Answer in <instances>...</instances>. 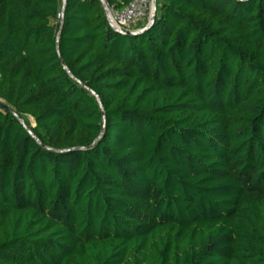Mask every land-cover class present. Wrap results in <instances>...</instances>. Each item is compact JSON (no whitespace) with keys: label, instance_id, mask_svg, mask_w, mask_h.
<instances>
[{"label":"trees","instance_id":"16d2710c","mask_svg":"<svg viewBox=\"0 0 264 264\" xmlns=\"http://www.w3.org/2000/svg\"><path fill=\"white\" fill-rule=\"evenodd\" d=\"M63 7L0 0V264H264V0Z\"/></svg>","mask_w":264,"mask_h":264},{"label":"built area","instance_id":"2783aa9c","mask_svg":"<svg viewBox=\"0 0 264 264\" xmlns=\"http://www.w3.org/2000/svg\"><path fill=\"white\" fill-rule=\"evenodd\" d=\"M153 7L152 0H133L122 10H112V23L125 29H134L149 19Z\"/></svg>","mask_w":264,"mask_h":264},{"label":"water","instance_id":"95a60500","mask_svg":"<svg viewBox=\"0 0 264 264\" xmlns=\"http://www.w3.org/2000/svg\"><path fill=\"white\" fill-rule=\"evenodd\" d=\"M64 1V7H63V12L65 11V6H66V2L67 0H63ZM153 2V7H152V11H151V14H150V17H149V21L147 23V25H145L144 27L142 28H138V29H125V28H119L117 26H115L113 23H112V14H111V8L109 7L108 3L106 0H102V3L104 5V8H105V11H106V14H107V17H108V20H109V23L111 24V26L119 33H122V34H125V35H129V36H135V35H138V34H141L145 31H147L151 26L152 24L154 23L155 21V18H156V12H157V0H152ZM59 43V41H58ZM62 59V57H61ZM63 60V59H62ZM63 66L64 68L67 70L68 73H71L70 69L67 67L66 63L63 61ZM98 97V100L100 102V105L101 107L103 108V104H102V101L100 99L99 96ZM15 115L17 116V114L15 113ZM21 123L27 128V130L30 132V134L35 138L37 139L38 142H40V140L36 137V135L27 127V125L25 124V121L24 119L22 118H19ZM41 143V142H40Z\"/></svg>","mask_w":264,"mask_h":264},{"label":"rangeland","instance_id":"374dc122","mask_svg":"<svg viewBox=\"0 0 264 264\" xmlns=\"http://www.w3.org/2000/svg\"><path fill=\"white\" fill-rule=\"evenodd\" d=\"M31 120H32V124H34V120L31 118Z\"/></svg>","mask_w":264,"mask_h":264}]
</instances>
